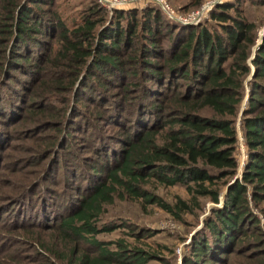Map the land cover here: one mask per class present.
<instances>
[{
    "label": "trees",
    "instance_id": "1",
    "mask_svg": "<svg viewBox=\"0 0 264 264\" xmlns=\"http://www.w3.org/2000/svg\"><path fill=\"white\" fill-rule=\"evenodd\" d=\"M56 1L0 0V123L21 120L18 103L37 105L33 117L46 119L36 118L35 127L54 123L58 132L44 152L57 151L82 123L92 129L84 139L96 155L72 153L61 192L41 200L24 191L35 198L22 203L44 216L28 227L48 225V208L54 221L44 235L15 222L38 264H146L158 255L124 239L98 238L130 227L105 219L108 206L138 200L180 222L201 209L202 199L216 205L186 245L182 264H230L231 256L264 264V31L257 42L262 18L250 10L264 0H223L193 25L169 18L155 3L109 14L92 0L71 26ZM82 103L93 107L91 114ZM154 183L181 185L188 198L167 202L150 189Z\"/></svg>",
    "mask_w": 264,
    "mask_h": 264
},
{
    "label": "rangeland",
    "instance_id": "2",
    "mask_svg": "<svg viewBox=\"0 0 264 264\" xmlns=\"http://www.w3.org/2000/svg\"><path fill=\"white\" fill-rule=\"evenodd\" d=\"M91 1L92 0H57L56 3L58 11L66 20L67 24L71 26L74 20L76 21L79 19L80 12L88 6ZM129 1H131V3L125 8H141L150 4L147 0ZM187 1L188 0H166V3L175 11V14L192 16L200 11L205 13L206 10L202 9V7L212 0H203L199 7L181 11L179 6ZM102 7H104L109 14L112 11L105 6ZM42 8L47 7L43 6ZM211 9L203 14L201 18L197 20V23L186 25L198 24L203 21L207 18ZM250 10L254 12L255 16L260 14L262 18V23L258 29V42L264 31V5L258 7L252 6ZM18 75H20V73H17V76ZM23 77H25V75ZM2 83L3 82H0V84ZM116 90L117 89H111L109 91L114 98L118 97V94L114 93ZM129 94L128 96H132L134 93ZM24 95L25 99L30 101V97H28L25 91L23 92V96ZM24 103V101L22 105L18 103L20 112L22 113L19 122L15 121V123H13L12 121L3 120V122L1 121L0 123V136L3 138L2 134L4 133L5 135L0 144V264H5L4 261L6 260L10 264H38L39 262V257L35 253L36 251L31 249L28 244L23 241L22 227H17L18 225L16 223L21 222L22 225H25V227L34 234L38 232L40 234H48L51 232L48 226L54 221L50 216L52 213L49 208L45 210L48 219L43 222L48 225H44L42 229L28 227L29 224H36L35 222L41 221L44 216L41 214L38 215L36 205L35 209L31 210L27 205L22 203L25 199L29 198V196L35 198V195L32 194L24 195V191L29 190L30 193L38 192L40 194L39 199L41 200L44 199L46 194L52 196L51 193L61 192L64 189L62 177L64 180L66 176L64 173L69 172L66 170V167H74L72 153L81 159L86 157L96 158V155L90 151L84 139V137L86 138L92 132V129L90 127H85L82 123L80 125V131L72 133L73 135L70 134L67 143L64 141L61 147L58 146L57 151L44 152L46 149V142L51 140L53 135H57L58 132L55 130L54 123L45 122L41 124V126L35 127V125L38 124L37 121H35L36 118H41L39 121L42 123V120H45L46 117H41V115L33 117V113L36 112L39 107L29 104L27 108L23 107V109L22 106ZM82 104L91 114L93 107H86L87 103ZM244 104L245 102H243L242 108ZM99 129L103 133L112 132L110 127L104 125H99ZM244 156L243 148L240 149L239 168L243 165ZM58 159H60V164L54 170V166ZM78 173L79 172H77V174ZM67 174V180L73 182V177L70 173ZM237 176H240L239 170ZM80 180L84 181L82 176ZM74 182L78 181L75 180ZM149 187L167 202H174L176 197L188 198L184 187L181 185L163 186L154 183ZM31 188H33V190H31ZM44 188H46V190H44ZM43 190L46 191L45 194ZM223 192H225V190ZM202 201L203 205L201 209H194L192 213L184 214L183 221L180 222L174 220L168 213L154 205L144 206L140 204L138 200L115 201L114 204L108 206L104 218H121L127 221L130 225V229L122 228L112 232L101 233L98 235V238L105 241L124 239L133 246L152 251L158 255L156 259L149 260L146 264H182L181 257L182 253L187 251L186 245L190 242L193 235L202 227L203 220L209 214L210 208L216 205L206 199H202ZM52 203L54 206L57 205L55 200H53ZM56 208L58 211H61L59 207ZM256 213L258 214V212ZM14 219H16V221ZM261 223H263V218H261ZM138 228H147L151 230L152 233L150 235L143 234L137 238L133 233L136 232ZM245 255L246 256L243 257L244 259L241 257L240 260H249L248 258H250L249 256L251 254ZM50 258L53 260V257L50 256ZM236 259L238 258L231 256L228 263L239 264Z\"/></svg>",
    "mask_w": 264,
    "mask_h": 264
},
{
    "label": "built area",
    "instance_id": "3",
    "mask_svg": "<svg viewBox=\"0 0 264 264\" xmlns=\"http://www.w3.org/2000/svg\"><path fill=\"white\" fill-rule=\"evenodd\" d=\"M97 1L100 5L105 6L106 8H109L111 10L115 8H125L131 3V1L129 0H97ZM147 1L159 5L169 18L182 24L197 23V20L201 18L203 14L208 12L216 3L221 2V0H212L210 2H207L202 7V9L206 10L205 13L200 11V12H196L192 16H182L175 14V11L166 3V0H147ZM240 149H243L241 142H240Z\"/></svg>",
    "mask_w": 264,
    "mask_h": 264
},
{
    "label": "water",
    "instance_id": "4",
    "mask_svg": "<svg viewBox=\"0 0 264 264\" xmlns=\"http://www.w3.org/2000/svg\"><path fill=\"white\" fill-rule=\"evenodd\" d=\"M254 48H255V47H254ZM224 193H225V192H223V194H224ZM223 194H222V195H223ZM222 195H221V200H222Z\"/></svg>",
    "mask_w": 264,
    "mask_h": 264
}]
</instances>
